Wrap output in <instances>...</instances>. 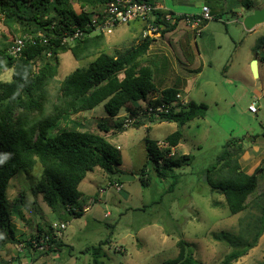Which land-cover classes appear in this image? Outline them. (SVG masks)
Returning a JSON list of instances; mask_svg holds the SVG:
<instances>
[{"label": "rangeland", "instance_id": "rangeland-1", "mask_svg": "<svg viewBox=\"0 0 264 264\" xmlns=\"http://www.w3.org/2000/svg\"><path fill=\"white\" fill-rule=\"evenodd\" d=\"M246 1L156 0L158 5L177 15H198L203 5L210 10L213 19L201 25L200 34L185 26L183 20L174 32L158 36L156 30L151 36L154 42L144 57L158 66L154 76L157 92L173 86L183 87L187 82L188 101L204 103L208 108L205 117L181 128L176 123L145 120L142 126L118 133L114 132L113 125L124 120L126 110L121 109L114 118L107 115L103 104H99L90 111L60 120L51 130L52 134L76 129L98 133L112 146H118L119 173L107 175L94 168L86 174L78 190L88 199L84 207L90 210L76 218L63 215L59 209L51 210L35 191L41 173L38 166L31 171L21 170L5 192L8 207L14 210L11 223L18 240L34 237L38 225L46 229L54 221L66 222V230L60 237L62 244L54 254L50 253L48 258L52 260L48 264H92L90 255L84 250L104 240H107L103 247L106 264H164L177 256L179 240L188 244L187 252L196 261L220 264L233 249L243 248L252 241L264 208V197L249 203L244 211L231 215L223 196L211 191L206 184L207 169L216 162L230 139H242L243 151L237 159L240 171L250 174L264 161V65L259 63L257 78L250 71L254 48L264 37V23L251 31L243 26L244 18L262 8L264 0H249L251 7L245 5ZM72 6L76 13L81 12L80 2L72 1ZM101 9L90 5L83 8L93 15ZM147 24L139 20L115 27L110 34H103L98 45H90L79 59H75L71 51L61 53L57 76L48 86L49 92L54 95L59 81L74 69L87 67L100 53L123 55L139 43ZM18 30L15 25L6 27L0 17V47L21 35ZM182 51L185 55H194V68L199 69L198 72L185 67ZM10 79V70L0 74L1 81ZM152 96L135 106L144 108ZM252 104L255 112L249 111ZM99 122L106 123L110 132H99L96 126ZM177 130L181 131L182 139L172 152L176 156L188 154L193 158L189 164L174 170L177 183L168 191L171 178H158L153 164H146L144 140L163 142ZM253 136L257 138L252 140ZM145 165L144 183L147 185L140 182ZM230 173L220 164L209 177L218 184L228 181ZM108 181L119 182L121 191L100 193L99 189ZM17 248L16 244L4 245L0 249L1 263L14 264L19 258L22 264H32ZM41 258L33 264H39ZM263 260L264 233L255 247L232 264H260Z\"/></svg>", "mask_w": 264, "mask_h": 264}, {"label": "trees", "instance_id": "trees-1", "mask_svg": "<svg viewBox=\"0 0 264 264\" xmlns=\"http://www.w3.org/2000/svg\"><path fill=\"white\" fill-rule=\"evenodd\" d=\"M72 1L80 2V13L74 11ZM112 1L0 0L3 24L9 28L17 26L18 33L21 34L17 37L32 35L34 39V43L24 45L17 58H12L7 53L12 41L0 47V74L11 71L9 81L0 80V249L7 244H23L25 251L21 254L25 255L26 252L30 253V240L42 234H50L49 224L46 229L38 225L37 234L28 240L21 241L15 236L11 223L14 210L8 207L5 192L12 178L21 170L31 171L38 166L41 173L35 191L41 194L42 200L51 210L59 209L63 211V215L76 218L84 214L83 208L88 200L78 190V185L86 174L94 168L101 169L107 175L119 173V149L109 144L104 136L76 129L52 134L51 130L56 124L62 119L67 120L71 116L90 111L99 104H103L104 111L110 117H117L121 109L126 110L127 116L134 117L142 110L135 104L147 101L150 95L157 92L154 76L158 72V66L152 61L144 60L154 42L151 36L142 38L137 45L119 57L100 53L87 67L76 68L59 81L54 95L48 90L57 76L61 53L71 51L73 57L79 59L90 45H98L103 40V34H94L72 44L62 43L77 28L86 34L92 32V28L87 29L85 25L98 13L93 15L85 11L84 6L104 7ZM144 1L159 6L156 0ZM245 5L251 7V1L247 0ZM165 15H171L173 20L167 21ZM185 16L160 9L153 11L150 20L145 21L157 27L159 36L174 31ZM261 50L262 55L258 56ZM254 51L258 62L264 63V37L258 40ZM186 57L188 58L187 55ZM157 93V96H152L155 101L149 100V104H172L180 90L173 86ZM207 109L204 103L189 100L178 112L171 108L169 113L157 120H146L176 123L181 128L195 119L204 118ZM144 121L139 120L132 127L142 126ZM96 126L104 134L111 130L104 122H99ZM113 129L114 132L121 133L127 128H123L122 121H117ZM256 138L257 136L251 137L252 140ZM181 139L180 130L171 133L165 137L163 143L166 147L163 149L158 147V142L144 140L146 164H153V172L158 178H171L168 191L177 183L174 170L189 164L193 158L188 154L171 155L172 149L178 146ZM240 141L242 139L228 140L216 162L206 171V184L211 191L223 196L231 215L244 211L249 203L264 197V161L250 174L240 171L237 163L238 156L243 151ZM220 164L231 172L230 178L215 184L210 180L209 174ZM145 168L146 165L141 170L140 182L147 185L144 183ZM263 233L264 208L258 218L252 241L243 248L233 249L220 264L236 262L255 247ZM106 244L107 240L100 241L96 246L84 250V253L90 255L92 264H106L103 251ZM60 245L59 241L54 247L58 248ZM177 246V256L164 264H202L187 252L186 242L179 240ZM52 251L50 248L37 255L45 256ZM2 263L0 260V264ZM260 264H264V260Z\"/></svg>", "mask_w": 264, "mask_h": 264}, {"label": "built area", "instance_id": "built-area-1", "mask_svg": "<svg viewBox=\"0 0 264 264\" xmlns=\"http://www.w3.org/2000/svg\"><path fill=\"white\" fill-rule=\"evenodd\" d=\"M158 6H153L151 3L144 0H113L112 2L106 4L98 12L96 17L91 19L85 27L92 28V32L89 34L84 33L81 29H75L71 35L65 37L62 40L63 44H72L77 40L83 39L85 36H90L91 34H110L112 30L120 25H126L133 21L147 20L150 18L151 14L155 10H160ZM167 21H172L173 18L171 15H165ZM212 20L210 15L209 8L205 5L201 7V12L198 15H186L183 19L185 26L190 28L193 31H196L197 34H200L201 25L205 22ZM147 29L142 32V38L146 36H152L156 32L157 27H153L152 23L147 24ZM26 43H34L32 35H24L22 37L15 38L11 45L7 49V53L12 58H17L21 54L22 49ZM151 101H155V97H152ZM188 102V99L183 94H177L175 101L172 104L165 105H153L146 103L144 108L134 117L126 116L122 120L123 128H129L135 125L139 120H146L148 118H153L155 120L159 119L162 115L169 113L171 108L175 112L180 111ZM250 112H255L256 109L252 105L249 106ZM160 149L166 147L163 142L157 143ZM119 149V147H116ZM173 155V152L171 153ZM109 190H114L115 193L121 191V184L117 181H108L105 187L100 188V193L108 192ZM90 210V207H84L83 212L86 213ZM107 216V215H105ZM66 222L54 221L50 223V234H42L38 238L30 240L28 251L30 253L38 254L46 252L50 248L53 249L55 244L60 241L62 233L66 230ZM25 246L19 244L17 251L19 253H24ZM8 264H11L10 261Z\"/></svg>", "mask_w": 264, "mask_h": 264}, {"label": "crops", "instance_id": "crops-1", "mask_svg": "<svg viewBox=\"0 0 264 264\" xmlns=\"http://www.w3.org/2000/svg\"><path fill=\"white\" fill-rule=\"evenodd\" d=\"M159 7L161 8V9H163V10H166V9H164L161 5H159ZM181 22V21H180ZM179 22V23H180ZM179 23H178V25H177V27H176V29L175 30H177L178 29V27H179ZM254 29V28H253ZM174 30V31H175ZM173 31V32H174ZM151 47V46H150ZM149 51V50H148ZM148 51H147V53H148ZM182 54H183V56H184V58H185V67L186 68H188L189 70H191L192 72H198V70L199 69H195L194 68V62H195V57H194V55L193 56H188V58L186 57V55L183 53V51H182ZM254 59V58H253ZM257 62H258V60H257ZM263 65H264V63H262ZM257 66H258V76H259V62L257 63ZM188 81V80H187ZM179 90H180V94H183V95H185L186 94V91H187V82L185 83V85L183 86V87H177ZM161 91V90H160ZM153 95H155V94H153ZM257 95L258 96H261L259 93H257ZM152 96V95H151ZM157 96V95H156ZM186 96V95H185ZM61 243V242H60ZM62 244V243H61ZM58 248L57 247H54L53 248V253H51V254H54V251H56ZM49 255H50V253L48 254V255H45V256H38L37 254H33V253H28V252H26L25 253V256H26V258L27 259H29V261L33 264V261L34 260H37L38 258H40V257H42L41 259H42V261H40L39 262V264H48V261H51L52 259H49L48 257H49ZM45 258V259H44ZM14 264H22L21 263V261L19 260V258H17V260H15L14 261Z\"/></svg>", "mask_w": 264, "mask_h": 264}, {"label": "water", "instance_id": "water-1", "mask_svg": "<svg viewBox=\"0 0 264 264\" xmlns=\"http://www.w3.org/2000/svg\"><path fill=\"white\" fill-rule=\"evenodd\" d=\"M264 23V6L260 9H256L252 14L246 16L243 20V26L247 31H251L253 28ZM256 55L250 64V71L254 78L258 77V66H257Z\"/></svg>", "mask_w": 264, "mask_h": 264}]
</instances>
